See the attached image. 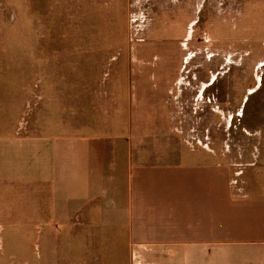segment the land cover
I'll return each mask as SVG.
<instances>
[{"label": "crops", "instance_id": "obj_1", "mask_svg": "<svg viewBox=\"0 0 264 264\" xmlns=\"http://www.w3.org/2000/svg\"><path fill=\"white\" fill-rule=\"evenodd\" d=\"M113 61L108 73L83 74L79 61L74 72L44 73L29 135L0 139V187L26 185L16 224L44 226L43 249L19 244L0 256L9 264L20 255L17 264H264V182L240 166L255 145L216 155L201 139L189 142L179 114L184 128L210 130L211 97L174 92L161 79L144 88L132 73L148 60Z\"/></svg>", "mask_w": 264, "mask_h": 264}, {"label": "rangeland", "instance_id": "obj_2", "mask_svg": "<svg viewBox=\"0 0 264 264\" xmlns=\"http://www.w3.org/2000/svg\"><path fill=\"white\" fill-rule=\"evenodd\" d=\"M113 60H148L132 73L144 88L161 79L174 92L205 91L210 130L184 128L181 104V137L201 139L216 155L253 143L251 163L240 166L264 182V0H0V139L29 135L44 73H108ZM22 188L0 187V251L44 248V226L16 224Z\"/></svg>", "mask_w": 264, "mask_h": 264}]
</instances>
